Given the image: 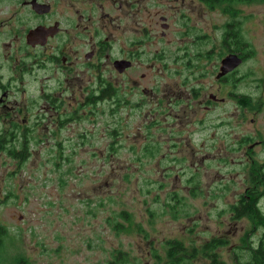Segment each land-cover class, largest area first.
Wrapping results in <instances>:
<instances>
[{"label": "rangeland", "instance_id": "374dc122", "mask_svg": "<svg viewBox=\"0 0 264 264\" xmlns=\"http://www.w3.org/2000/svg\"><path fill=\"white\" fill-rule=\"evenodd\" d=\"M104 1L75 0V6ZM162 5L166 6L164 11L170 8L167 38L173 50L180 45L179 31H184L175 22V16L185 10L194 11L195 7L187 0L185 4L170 0L169 6ZM243 7L254 13L247 27L255 48L262 50L264 23L258 19L264 15V3ZM153 9L163 11L158 5ZM7 12L3 6L0 18L9 15L14 18L22 11ZM84 13L100 19L101 12L97 16V10L88 9ZM200 15L199 25L204 29L212 18H218L219 22L223 18L221 13L213 15L210 11L209 15ZM158 28L156 24L154 31ZM5 35L0 39L5 43L1 51L14 53L17 45H6ZM7 60L0 58L5 66L1 72L11 79L9 100L23 107L29 104L31 95H38L43 72L32 68L30 74L18 77L12 68L9 70L13 61ZM27 63L34 67L33 59ZM142 70L139 67L137 74ZM168 78L161 76L159 83L165 84ZM177 78L171 76L170 81L176 82ZM22 93L27 97L22 98ZM149 109L143 106L130 112V108H123L122 114H117L121 119L109 120L106 116L96 123L75 121L60 126L62 129L46 118L37 120L36 115L41 113L39 104L29 109V123H18V129L26 126L32 130L26 136L27 158L21 161L7 151H0V224L7 229L0 245V264H104L117 249L126 251L139 264H162V259L153 253L164 257V241L178 239L185 244H201L212 237L225 241L217 251L224 263L234 264L233 250L251 222L248 217L233 218L229 205L249 185L248 177L252 179L249 161L257 162L258 156L251 154L250 159L241 153L219 156L207 149L205 142L197 146L196 135L190 132L210 115L205 111L195 115L194 108H186L184 112L181 106L158 114L162 121L151 132L158 140L164 139L167 148L170 130H178L181 142L178 148L166 156L148 158L144 154H130L128 148L133 143L139 144V150L148 143L147 122L154 117L148 113ZM16 124H0V128ZM156 127H166V131ZM203 136L212 141L214 131L209 129ZM241 164L248 169L244 171ZM193 188H197L194 195ZM174 196L183 199L184 205L172 200ZM259 207L264 212V193ZM121 211L128 213L132 224L118 216ZM116 222L123 228L118 229ZM254 231L255 242L262 235L260 230ZM195 260L200 264L203 259Z\"/></svg>", "mask_w": 264, "mask_h": 264}, {"label": "flooded vegetation", "instance_id": "af4514ba", "mask_svg": "<svg viewBox=\"0 0 264 264\" xmlns=\"http://www.w3.org/2000/svg\"><path fill=\"white\" fill-rule=\"evenodd\" d=\"M187 1L193 3L195 10L175 16V22L184 31H179L180 45L172 50L167 38L170 8L164 11L166 6L162 5L169 6L170 0H105L77 8L75 0H0V9L4 6L7 13L22 11L14 18L11 15L0 18V30L6 28L0 31V39L6 34V45H17L14 53L3 52L5 43L0 41V58L13 61L9 70L12 68L18 77L30 74L32 68L43 72L38 95H31L29 104L22 107L11 104L8 94L11 79L1 72L5 66L0 63V124L17 123L0 128V139H26L30 128L18 129V123H29V109L37 104L41 112L36 115L37 120L46 118L60 129L75 121L96 123L106 116L109 120L121 119L117 114H122L123 108H130L131 112L148 106V113L154 117L147 122V148L139 150V144L133 143L128 152L146 154L148 158L166 156L181 144L179 131L170 130L166 148L163 143L166 141L151 133L153 126L162 121L157 115L166 114L174 106H181L184 112L186 108H194L195 115L200 111L210 115L190 132L196 135L197 146L205 142L207 149L219 156L233 153L249 159L251 154L258 156L257 162L249 161V174L255 171L252 179L248 177L249 185L236 195L233 203L244 193L259 192L261 198L264 48H255L247 27L254 13L243 6L262 4L264 0ZM181 3L185 4V0ZM155 5L162 6L163 11L154 10ZM88 9L97 10V16L101 12L100 19L85 14ZM209 11L213 15L221 13L223 18L220 22L212 18L204 29L199 25L200 14L209 15ZM258 21L264 23V15ZM156 24L158 32L154 31ZM157 43L160 45L155 47ZM30 58L34 67L27 63ZM139 67L143 70L137 74ZM164 75L169 78L160 84ZM171 76H178L176 82L170 81ZM26 97L22 93V98ZM156 128L166 131V127ZM209 129L214 131L212 141L203 136ZM241 167L244 171L248 169L245 164Z\"/></svg>", "mask_w": 264, "mask_h": 264}, {"label": "trees", "instance_id": "16d2710c", "mask_svg": "<svg viewBox=\"0 0 264 264\" xmlns=\"http://www.w3.org/2000/svg\"><path fill=\"white\" fill-rule=\"evenodd\" d=\"M26 139H0V150L7 151L8 155L24 161L27 156ZM10 144V146H8ZM19 144V148L16 147ZM146 149L147 146H144ZM146 156V154H144ZM255 171L252 172L254 174ZM262 183V181H261ZM255 184V183H253ZM251 191V190H250ZM196 188L191 189V193L196 194ZM252 192V191H251ZM178 196L172 197L175 202L184 205L183 199ZM259 192L245 193L240 195V199L236 203L229 205V211L233 213V218L238 219L241 217H248L251 226L241 237L240 243L235 246L232 256L234 264H264V212L259 207L260 201ZM118 216L124 218L127 223L132 224L131 218L128 213L121 211ZM118 229H122L121 223L116 222ZM125 226V225H124ZM254 230L261 231L262 235L257 241L252 240ZM7 234L5 226L0 224V245L4 236ZM225 245V241L219 237H212L209 240L196 244L190 242L185 244L183 241L178 239H169L163 242L164 257L159 253L154 252L153 255L156 258L162 259V264H198L196 258H200L202 262L200 264H226L220 258L217 251L218 248ZM159 258V259H160ZM104 264H139L138 261L134 260L129 254L121 249L113 251L111 258L108 259Z\"/></svg>", "mask_w": 264, "mask_h": 264}]
</instances>
